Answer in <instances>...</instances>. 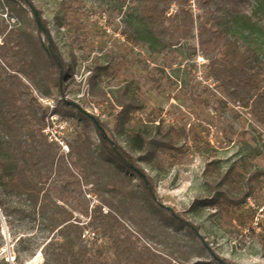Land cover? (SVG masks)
I'll use <instances>...</instances> for the list:
<instances>
[{"label":"rangeland","instance_id":"1","mask_svg":"<svg viewBox=\"0 0 264 264\" xmlns=\"http://www.w3.org/2000/svg\"><path fill=\"white\" fill-rule=\"evenodd\" d=\"M31 2L71 70L63 94L54 86L57 69L40 46H47L48 40L38 33L31 7L19 3L16 12L0 19L22 31L34 72L41 78L38 89L18 74L20 92L28 96L40 118L45 112L40 111L41 100L52 102L58 122L73 128L67 132L69 151H63L42 134L41 124L35 120L28 124L55 161L48 188L52 198L84 233L96 232L103 238L94 242L91 258L118 264L112 247V238H118L149 264H215L191 230L170 217V208L198 227V235L218 256L234 264H264V233L249 229V211L234 204L251 184L255 202L264 206V127L250 107L225 95L211 77L210 59L200 48L203 34L221 27L255 49L264 62V0H192L188 9L193 30L187 36L171 20L165 22L169 28L165 34L150 33L141 19L146 0ZM177 10L172 3L167 17L173 18ZM95 72L99 76L89 82ZM260 88L264 90V81ZM125 91L140 109H110L109 104L115 105ZM101 93L106 97H96ZM63 96L69 103L61 101ZM17 104L25 110L20 100ZM79 108L107 124V136L134 157L136 169L150 177L155 199L108 156L93 125L78 114ZM140 122L189 133L176 145L184 152H132L127 138ZM210 162L221 171L205 175ZM230 168L242 175L240 188L222 182ZM3 234L2 253L7 260L14 259L12 239L8 231ZM43 260L38 252L26 264Z\"/></svg>","mask_w":264,"mask_h":264},{"label":"trees","instance_id":"2","mask_svg":"<svg viewBox=\"0 0 264 264\" xmlns=\"http://www.w3.org/2000/svg\"><path fill=\"white\" fill-rule=\"evenodd\" d=\"M146 1L142 4L141 19L150 33L165 34L169 31L165 22L171 20L177 31L180 29L181 34L190 35L193 30V16L188 7L192 0ZM19 3L29 7L32 5L31 0H5V2L0 0V15L8 16V13L16 12ZM172 3H176L178 10L173 18H169L167 13ZM7 7L9 11L6 13ZM38 33L43 34L39 29ZM46 38L48 45L41 43L40 46L57 69L58 75L53 83L62 94L63 84L67 81L71 70L56 44L50 42L47 36ZM0 39V264H12L2 253L6 247L2 217L12 239L11 243L14 244L13 264H26L38 252L43 255L42 264H108L91 258L94 242L103 241V238L95 232L97 240L86 241L83 237V227L70 222L68 210L57 204L48 190L54 178L55 161L50 149L47 146L44 148L37 140L36 132L28 127L29 121L35 120L41 124L42 132L46 111L38 104L40 111H45L40 118L37 108L30 103L31 100L25 93L20 92L19 83L15 81L18 74H24L28 81L40 89L41 78L34 72L32 55L27 47L26 38L17 25L10 21L5 23L4 19H0ZM200 48L210 59L211 77L223 89L225 95L231 100L240 102L244 107H250L252 116L264 127V90L260 88V84L264 81V62L260 54L255 49L242 44L236 36H229L227 30L221 27L204 33L200 39ZM218 53H221L222 57L219 58ZM60 70L63 74L62 84ZM98 76L99 73L95 72L89 82H93ZM96 97H106V94H97ZM17 100L22 102L25 110L17 104ZM61 101L65 104L69 103ZM109 105L112 110L118 106L128 111L142 107L128 95L127 91L116 100L115 105ZM78 114L93 125L108 156L129 170L141 182L150 198L155 199L147 185L148 182L154 191L150 177L141 169L140 172L134 170L136 167L134 157L110 138L106 139L91 117L99 121L105 132L108 129L107 124L81 108L78 109ZM129 135L127 142L134 153L167 149L183 153V149L176 145L180 140H187L190 136L185 131L164 129L163 124L160 123L157 126H149L143 122L131 129ZM196 149L201 150V148ZM220 171L221 168L216 162H210L205 169V175L212 176V173ZM233 172L232 168L228 169L222 182L230 187L240 188L242 175ZM142 175L146 178L144 179ZM253 192L254 187L249 184L248 193L244 198L234 202L235 205L249 211L250 220L255 211L246 205V201L248 197H253ZM217 203L222 204L219 200ZM256 204L262 206L257 202ZM98 211L97 208L94 210V223ZM169 214L172 219L191 230L199 239L202 249L215 264H221L218 259L227 264H234L216 254L210 242L204 236L198 235V227L185 222L173 211H169ZM36 229L38 232H35ZM103 232L106 230L103 229ZM260 233H264V228ZM261 243L264 248V234ZM112 247L118 264H149L142 257L135 256L133 251L118 238H112Z\"/></svg>","mask_w":264,"mask_h":264},{"label":"built area","instance_id":"3","mask_svg":"<svg viewBox=\"0 0 264 264\" xmlns=\"http://www.w3.org/2000/svg\"><path fill=\"white\" fill-rule=\"evenodd\" d=\"M41 103L46 111L45 126L42 129V133L49 138L52 143L62 148L63 151H69L67 132H72L73 128L69 127L67 122H58L55 106H53L52 102L41 100ZM246 205L255 211V214L250 220L249 227L256 232H261L264 228V207L258 206L253 197L247 198ZM83 237L88 242L97 240L95 232L86 231Z\"/></svg>","mask_w":264,"mask_h":264},{"label":"water","instance_id":"4","mask_svg":"<svg viewBox=\"0 0 264 264\" xmlns=\"http://www.w3.org/2000/svg\"><path fill=\"white\" fill-rule=\"evenodd\" d=\"M31 10H32V13H33V15H34V19H35V22H36V25H37L38 29H39L43 34H45V35L49 38V40H50V42H51L50 35H49V33L47 32L46 28H45L44 25H43V23H42V21H41V18H40V16H39L38 11H37L35 8H33V7H31ZM62 77H63V74H62V71L60 70V83H61V84H62ZM62 94H63V93H62ZM63 100L66 101V99H65L64 96H63ZM91 119L93 120V122L95 123V125L97 126V128L100 130V132L104 134L105 138H106V139H109V137L107 136V133L105 132V130L100 126L99 121H98L97 119H95V117H91ZM134 170H135L136 172H140V171H139L138 169H136V168H134ZM142 176H143L144 179L146 178L144 175H142ZM147 185H148V188H149V190H150L152 196H155V195H154V192H153V189H152V187L150 186V184H149L148 182H147ZM167 210H168V211H172L170 208H167ZM2 219H3V230H4L5 235L7 236V231H8V229H7V226H6V223H5L3 217H2ZM8 261H9L10 263L13 264L14 259L10 258V259H8ZM218 262H220L221 264H227V263L222 262L220 259H218Z\"/></svg>","mask_w":264,"mask_h":264},{"label":"bare ground","instance_id":"5","mask_svg":"<svg viewBox=\"0 0 264 264\" xmlns=\"http://www.w3.org/2000/svg\"><path fill=\"white\" fill-rule=\"evenodd\" d=\"M38 256H41V254L39 253V255Z\"/></svg>","mask_w":264,"mask_h":264}]
</instances>
